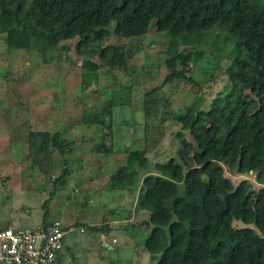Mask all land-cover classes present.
Masks as SVG:
<instances>
[{"label": "trees", "instance_id": "obj_1", "mask_svg": "<svg viewBox=\"0 0 264 264\" xmlns=\"http://www.w3.org/2000/svg\"><path fill=\"white\" fill-rule=\"evenodd\" d=\"M152 28L165 37L168 74L145 92L144 116H162L157 107L166 85L199 87L180 66L198 63L207 51L218 65L227 60L226 83L212 97L199 88L184 109L166 112L180 127L178 157L155 164L140 188L129 170L145 167L149 147H121L129 166L111 175L110 189L135 192L136 207L147 214L148 233L139 245L149 264H264V0H0V34L9 50L45 57L60 43L78 40L77 56L88 57L81 63L83 92L98 91L99 65L91 60L96 56L113 81L118 73L139 69L130 63L131 50L108 44L112 35L136 39ZM130 101L128 90L121 103L104 100L101 111L82 107L81 123L104 127L94 146L98 154L114 151V111ZM27 141V159L42 177L51 178L55 155L75 152L61 130L29 131ZM79 169L64 167L54 184L65 187ZM227 173L253 174L262 188L251 190L247 181L235 185ZM55 192L42 204V223L49 222ZM107 227L85 225L80 231L105 234ZM123 229L132 238L131 228Z\"/></svg>", "mask_w": 264, "mask_h": 264}, {"label": "rangeland", "instance_id": "obj_2", "mask_svg": "<svg viewBox=\"0 0 264 264\" xmlns=\"http://www.w3.org/2000/svg\"><path fill=\"white\" fill-rule=\"evenodd\" d=\"M111 28H114V24ZM77 42V39L64 41L51 55L39 57L35 54L9 50L3 35L0 34V210L12 209L9 207H12V202H16V194L20 191L18 185L22 184L21 186L25 188L21 191L23 195L27 196L31 192L35 198V200L27 198V202H44L49 198L50 191H56L51 201L54 209L49 221H63L64 218H59L57 211L63 212L71 208L68 213L70 219L73 218V214H78L79 216L75 217L81 218L86 213L96 211L89 217L90 225L102 226L99 221L102 217L99 210L108 221L118 216L124 220V214L127 215L134 208L132 205L135 201V192L133 194L127 190L110 189L111 175L119 168L129 166L127 154L121 147L137 149L143 147L145 143L149 147L146 155L148 161L143 163L145 167L139 168L136 164L129 170L136 174L134 179L137 188H140L143 179L151 172H155V164L165 163L171 157H178L180 143L177 133L180 127L166 115V112L173 113L184 109L195 98L199 88H203L206 96H214L226 83L223 71L227 60L218 65L213 54L207 51L198 63L180 66L187 69V75L199 87L182 81L166 85L162 93L165 94L168 104L163 99L157 107L162 116L146 117L143 112L145 92L161 85L168 74L164 35L155 28L147 35L136 39L121 40L112 35L108 44H122L131 50L134 57L130 63L139 66V69L126 75L118 73L116 81H113L109 70L99 57H94L91 60L99 65L98 86H92L98 91L94 93L81 90V63L88 57L77 56ZM203 49L205 50V47ZM128 90L131 94L130 104L118 105L114 111L116 124L114 151L110 155L98 154L94 146L100 143L104 127L81 123L82 107L88 105L93 110L101 111L104 100L112 98L116 103H121ZM60 130L64 138L74 143L75 152L64 157L55 155L51 178L48 176L42 178L37 168H33L27 159L30 150L27 141L29 131L55 133ZM186 135L190 138L189 133ZM139 140L140 142H137ZM109 141V137L105 138L107 145L110 144ZM79 165L81 169L72 176L73 179L71 175L69 176L65 187L54 184L53 180L59 177L64 167L74 169ZM226 175L235 185L247 181L251 184V190L262 188L253 174L240 177L230 173ZM87 202H90L87 208L81 206ZM97 206H102L103 210ZM23 207L27 211L30 209L26 204ZM136 214L132 216L131 225L119 223L125 224L128 229L131 228L132 238L126 237L124 232L116 228L106 234L81 232L79 228L67 232L65 240L71 250L68 257L75 258L76 253L86 255L83 253L88 250L96 255L101 251L100 246L103 244L105 250L102 253H106L107 257L104 256L105 260L101 258L104 261L100 263L91 261V264H149L150 255L142 245H139L148 233L145 230L148 216L142 211ZM26 225L24 223L20 227L25 228ZM113 234H117L116 243L112 241ZM82 262L89 264L85 259Z\"/></svg>", "mask_w": 264, "mask_h": 264}, {"label": "built area", "instance_id": "obj_3", "mask_svg": "<svg viewBox=\"0 0 264 264\" xmlns=\"http://www.w3.org/2000/svg\"><path fill=\"white\" fill-rule=\"evenodd\" d=\"M73 229L61 221L0 228V264H61L66 234Z\"/></svg>", "mask_w": 264, "mask_h": 264}, {"label": "crops", "instance_id": "obj_4", "mask_svg": "<svg viewBox=\"0 0 264 264\" xmlns=\"http://www.w3.org/2000/svg\"><path fill=\"white\" fill-rule=\"evenodd\" d=\"M37 132H39V131H37ZM42 132H47V131H42ZM20 143H21L20 146L22 147V142H20ZM76 171L79 172L78 170H76ZM77 172H74L71 175V179L74 178L72 176L77 174ZM6 180L8 181V179H6ZM21 185H18L20 191L16 194L17 195L16 196V202H12L13 205L10 203L12 205V207H9L7 205L9 208H12V209L5 210V209L2 208L0 210V226L2 228L23 229V227H20L21 224L26 223L27 224L25 226V228H26V227H30V226H33L35 224H38L39 222H42V219H43L42 204L44 202H27V198H30V200H35V198L31 194V192H29V195L24 196L23 192H21V191L25 190V188L23 186H21ZM35 188H37V187H33V189H35ZM88 203H90V202L84 203L81 206L87 208ZM25 204H26V207L30 208L28 211L23 209L24 208L23 206ZM102 206H97V207L102 209L103 208ZM132 207H134L133 208L134 211L132 210L131 212H129L127 214L128 215V217H127L128 219L127 220L125 219L126 218L125 216L123 217L124 220L120 219V216H118V217H115V218H110V219H108V221H106L105 215L102 214V211L99 210V213L102 216V217L99 218L100 219L99 221L102 223V225L108 224L106 226H108L107 228H110L109 232H111V230L116 228L120 232H124V235L127 237L128 234L125 231H123L124 230L123 227L125 226V224L124 225L123 224L120 225L119 223L123 222V223H128L129 225L132 224L131 223V221H133L132 220V216L137 215L136 213L138 211H141L139 208H136V202L133 203ZM52 209H54V207L50 203V213H49L48 219H50V215L52 213ZM136 209H137V211H136ZM70 210H71V208H70ZM70 210L67 209V211L64 210L63 212H61V211L59 212V210H58L57 211L58 212V216H59V218H64V220L62 219L63 221H61L64 226H67L68 228H79V230H81L80 228L84 227L85 225H90L89 217L91 215H93L94 213H96V211L93 212V213L91 212V214L90 213H86V215L85 216L83 215L81 218H76L75 216L78 215V214H73V218L70 219V216L68 214L70 212ZM135 211H136V213H135ZM98 214H95V215L97 216ZM67 216H68V218H67ZM113 219H115V220H113ZM125 228H126V226H125ZM127 228H128V226H127ZM132 228L134 230L136 229L135 227H132ZM138 232H139V230H138ZM113 236L114 237H113L112 241L113 242H114V240L117 241V239H116L117 234H113ZM116 241L114 243H116ZM64 245H65L66 253H65L64 257L61 260V264H82L83 263L82 262L83 259H85L86 262H88L89 264H91V261H98V263H100V262L105 260L104 256L107 257L106 253H102L103 250H105V247L103 246V244H101V246H100L101 251H98V253L96 254L98 257L91 250H88L86 253H83V254H86V255L77 254L76 253L77 247H76L75 250L73 249L75 251V253H76V257L75 258L68 257L69 253L71 252V250H70V247H69L68 243L66 244V240H64ZM99 254H100V256H99ZM101 258H103L104 260L101 259Z\"/></svg>", "mask_w": 264, "mask_h": 264}, {"label": "clouds", "instance_id": "obj_5", "mask_svg": "<svg viewBox=\"0 0 264 264\" xmlns=\"http://www.w3.org/2000/svg\"><path fill=\"white\" fill-rule=\"evenodd\" d=\"M64 247H65V245H64Z\"/></svg>", "mask_w": 264, "mask_h": 264}]
</instances>
